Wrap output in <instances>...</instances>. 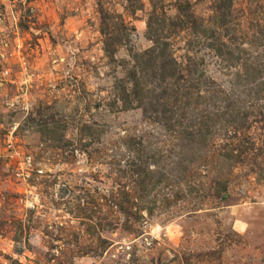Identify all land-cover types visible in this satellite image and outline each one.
<instances>
[{
	"label": "rangeland",
	"instance_id": "obj_1",
	"mask_svg": "<svg viewBox=\"0 0 264 264\" xmlns=\"http://www.w3.org/2000/svg\"><path fill=\"white\" fill-rule=\"evenodd\" d=\"M0 264H264V0H0Z\"/></svg>",
	"mask_w": 264,
	"mask_h": 264
}]
</instances>
